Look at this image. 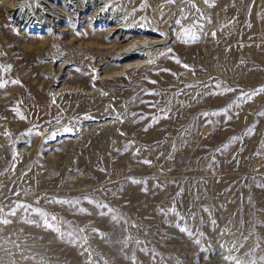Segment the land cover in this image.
Returning a JSON list of instances; mask_svg holds the SVG:
<instances>
[{
  "label": "rangeland",
  "instance_id": "rangeland-1",
  "mask_svg": "<svg viewBox=\"0 0 264 264\" xmlns=\"http://www.w3.org/2000/svg\"><path fill=\"white\" fill-rule=\"evenodd\" d=\"M0 264H264V0H0Z\"/></svg>",
  "mask_w": 264,
  "mask_h": 264
},
{
  "label": "bare ground",
  "instance_id": "bare-ground-1",
  "mask_svg": "<svg viewBox=\"0 0 264 264\" xmlns=\"http://www.w3.org/2000/svg\"><path fill=\"white\" fill-rule=\"evenodd\" d=\"M16 5V4H15ZM121 37V36H120ZM125 37V36H124ZM129 37V36H128ZM122 39H124V38H122ZM125 40V39H124ZM153 41V40H152ZM146 44V43H145ZM151 44V43H150ZM157 43H153V45H155V46H157L156 45ZM147 45H149V44H147ZM131 46V45H130ZM129 46V48L128 49H124V50H122V52H121V55H119V57L118 58H116V59H114V61H116V62H119V63H121V62H126V63H124V64H122V66H120V69H119V71H117V72H122L123 71V69L125 68H129V65L131 64V63H129V65L127 64L128 62L127 61H129V60H132V59H134V58H138V55L137 54H134L133 52H135V51H131V48L133 47V45L130 47ZM146 46V45H145ZM122 49V48H121ZM146 57V56H145ZM141 58H142V60H141V62L138 64V65H143L144 66V64H145V62H146V59H147V57L144 59L142 56H141ZM149 60V59H148ZM149 63H150V61L148 62V65H149ZM147 64V63H146ZM131 66V65H130ZM133 66V65H132Z\"/></svg>",
  "mask_w": 264,
  "mask_h": 264
}]
</instances>
